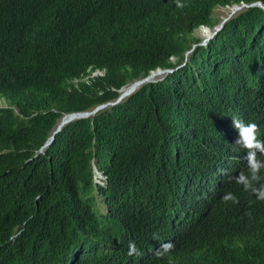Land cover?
<instances>
[{"label":"trees","instance_id":"obj_1","mask_svg":"<svg viewBox=\"0 0 264 264\" xmlns=\"http://www.w3.org/2000/svg\"><path fill=\"white\" fill-rule=\"evenodd\" d=\"M257 2L264 6V0H181L183 7L176 0H0V83L10 89H0L8 106L0 108L4 264L18 251L50 250L75 223L97 224L87 203L93 166L107 179L99 191L109 214L130 237L137 209L173 222L176 213L164 200L180 189L183 172L198 165L205 134L229 114L264 118V92L256 110L248 98V89L264 84L257 72L264 66V8H243L205 45L195 35L220 23L216 9ZM42 18L59 31L46 47L54 60L21 69L3 47L26 51L15 29L42 24ZM157 69L173 71L55 132L64 115L112 102L123 86ZM94 70L103 74L90 76ZM246 164L236 176L247 173ZM260 175L264 182V169ZM235 177L214 197L210 213L170 225L175 248L147 264H264V201ZM227 192L239 203H225Z\"/></svg>","mask_w":264,"mask_h":264},{"label":"clouds","instance_id":"obj_2","mask_svg":"<svg viewBox=\"0 0 264 264\" xmlns=\"http://www.w3.org/2000/svg\"><path fill=\"white\" fill-rule=\"evenodd\" d=\"M244 5L243 8L249 7V5ZM176 6L183 7L184 5L181 0H176ZM228 10H231V7ZM43 20L42 24L36 20L33 26L28 28L16 27L17 35L28 46L26 51L3 47L8 57L12 58L21 69L38 66L37 62L48 63L54 60L53 54L48 52L46 47L57 40L59 31L54 26L48 28L46 20ZM74 22L78 24V21ZM200 28L212 32L211 29L214 27L202 26ZM257 72L264 78V66ZM102 74V71L94 70L90 76ZM0 89L10 90L1 83ZM256 90L258 92L248 89L250 109L253 110L259 106L257 98H260L259 91L264 92V84L262 87L256 85ZM118 91L120 95V89ZM6 100L0 98V108L8 107ZM12 109L15 110V106ZM242 117L233 118L231 114L221 117L225 124L215 129V132L205 134L204 143L199 149L198 165L183 172L178 183L180 189L167 195L164 200L165 205L176 213L171 224L165 222L150 209L144 208L143 211L137 209L135 223L130 226L132 232V237H130L128 232L120 228L119 218L109 214L106 201L103 200L99 191V187L108 185L107 179L93 166V188L89 192L87 203L97 224L84 228L79 223H75L71 232L60 235V239L54 246H50V250L47 251L46 247L37 246L30 252L18 251L17 258L12 264H147L154 260L161 261L175 248L178 241L176 237L169 236L170 225L178 228L182 224L198 221L204 210L210 213L217 203L213 202L214 197L236 176L239 167L241 165L243 167L246 162L247 173L241 171L235 177V182L241 185L244 191L264 201V182H261L260 175L261 170L264 169V118H259L249 111ZM48 145H43L39 152H42ZM222 200L225 203L229 201L239 203L238 197L232 192L224 194ZM25 223L21 224V228ZM21 231L22 229H19L10 238H6L4 247ZM42 255H46L49 259L42 258ZM0 264H4L1 259Z\"/></svg>","mask_w":264,"mask_h":264},{"label":"water","instance_id":"obj_3","mask_svg":"<svg viewBox=\"0 0 264 264\" xmlns=\"http://www.w3.org/2000/svg\"><path fill=\"white\" fill-rule=\"evenodd\" d=\"M251 5H257V6H259V7L264 8V6H263L261 3H259V2L254 3V4H251ZM251 5H249V6H251ZM243 6H245V5L242 4V5H240V6H233V7H231V12L234 13V12L240 10ZM230 17H231V15L229 16V18H230ZM229 18L224 19V20L218 25V27L213 28V31L210 33V35H209L206 39H204L200 44H204V43H206L209 39H211L212 37H214V35H215L218 31L221 30V28L223 27L224 23H225ZM189 52H191V51H189ZM185 61H186V59H185ZM185 61H184V62H185ZM172 71H173V70H161V69H158V70L152 72V74H156V73H157V74H158V73H162V74H163V73H168V72H172ZM150 76H151V74L148 75V76H146V77L143 78V79H140V80H137V81L133 82V83L131 84V85H132V91H131L130 93H127L126 97L129 96L131 93H133V92L135 91V88L137 89V88H139V86H141L142 84H145V83H148V82H152V80L150 79ZM121 89H122V88H121ZM121 89H120V91H121ZM123 99H124V96L120 94V95L117 97V99H116L115 101H113V102H108V103L100 104V105L96 106L95 108H93L92 110H89V111H83V112H75V113H71V115H76V116H78L77 119H80V118H86V117H88V116H93L97 111H99V110H101V109H103V108H106V107H108V106H113V105L119 103L120 101H122ZM73 120H75V119H73ZM71 121H72V120H71ZM68 122H70V121H68ZM68 122H67V123H68ZM65 124H66V123H65ZM60 129H61V126L57 127L55 132H58ZM53 138H54V134H52V135L49 137V139L46 141V143L44 144V146L50 144V143L53 141Z\"/></svg>","mask_w":264,"mask_h":264},{"label":"bare ground","instance_id":"obj_4","mask_svg":"<svg viewBox=\"0 0 264 264\" xmlns=\"http://www.w3.org/2000/svg\"><path fill=\"white\" fill-rule=\"evenodd\" d=\"M210 33H211V32H210L208 29L202 28V29H201V41H203L204 39H206V38L210 35ZM163 75H164V74H162V73L151 74L150 79H151V80H155V79H157L158 77L163 76ZM135 90H136V88H135ZM131 91H132V85H131V84H128V85L124 86V87L121 89L120 94L123 95L124 98H125L126 95H127V93H130ZM77 117H78V116H76V115H71V114L62 117V118L58 121V123H57L55 129H56L57 127H59V126L62 127V126L65 125V123H67L68 121H71V120H73V119H77Z\"/></svg>","mask_w":264,"mask_h":264},{"label":"rangeland","instance_id":"obj_5","mask_svg":"<svg viewBox=\"0 0 264 264\" xmlns=\"http://www.w3.org/2000/svg\"><path fill=\"white\" fill-rule=\"evenodd\" d=\"M242 9H243V7H242ZM238 12H239V11H236V12L232 13L231 10H228V9H216V10H215V15H214V16L217 17V18H219V19H220V23H221L224 19L229 18L230 15H231V17H232V16L236 15ZM231 17H230V18H231ZM230 18H229V19H230ZM220 23H219V24H220ZM219 24H217L216 26H214V28H215V27H218ZM201 29H202V28L196 30V32H195V35H196L198 38H201ZM212 30H213V29H211V31H212ZM188 54H189V52L186 53V56H185V57H187ZM164 75H165V74H164ZM164 75H163V76H164ZM163 76H160V77H158L157 79H162ZM155 80H156V79H155Z\"/></svg>","mask_w":264,"mask_h":264},{"label":"built area","instance_id":"obj_6","mask_svg":"<svg viewBox=\"0 0 264 264\" xmlns=\"http://www.w3.org/2000/svg\"><path fill=\"white\" fill-rule=\"evenodd\" d=\"M171 60H172L173 62H175V59H174V58H172Z\"/></svg>","mask_w":264,"mask_h":264}]
</instances>
